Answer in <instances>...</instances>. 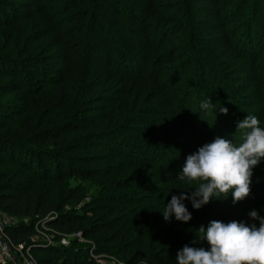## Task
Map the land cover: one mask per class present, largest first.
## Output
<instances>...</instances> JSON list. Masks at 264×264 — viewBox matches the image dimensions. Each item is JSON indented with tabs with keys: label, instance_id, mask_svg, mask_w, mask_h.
Returning <instances> with one entry per match:
<instances>
[{
	"label": "rangeland",
	"instance_id": "rangeland-1",
	"mask_svg": "<svg viewBox=\"0 0 264 264\" xmlns=\"http://www.w3.org/2000/svg\"><path fill=\"white\" fill-rule=\"evenodd\" d=\"M213 1L215 10L193 0H0V115H8L13 109L20 113L12 122L0 118V125H5L0 137L19 140L30 132H40L55 125H72L73 130L66 131L65 141L68 142L81 137L83 131L79 128L86 129L89 121L97 124L99 119L106 117L104 131L116 132L121 137L119 141H125L126 149L129 147L127 142L154 144L159 140L160 143L169 131L166 119H176L175 116L181 113L180 105L188 103H181L183 96L179 95H184L195 80L202 83L207 99L215 104L210 116L216 107H226L227 124L237 125L247 115H255L264 126V9H258L257 0ZM17 4L29 7V10L22 12L23 7L19 8ZM152 5L155 12L149 14L148 8ZM100 7L120 13L118 28L110 15H100ZM257 16L260 18L256 20ZM164 25H168L166 31L173 41L165 42L161 47L160 32ZM221 29L226 31L229 43H225L219 33ZM94 36L103 40L102 57L96 61L89 58L86 51L87 41ZM249 40H254L257 51L251 56L240 54L242 44ZM50 54H53L50 56L54 58L52 62L47 61ZM63 55L68 59V64H59L63 70L64 102L56 93L59 85L38 82L32 95H23L12 80L3 76L5 73L19 77L26 74L31 75L33 82L44 80L32 68L37 65L36 58H43L51 64L58 63ZM122 67L127 76L118 74ZM34 72L36 75L32 76ZM189 97L192 96L183 100ZM83 99L91 105L85 107L88 109L83 110ZM109 102L116 105L127 103L124 118L133 116L138 122L129 127L127 124L115 126L116 114L107 116ZM80 109L83 111L80 120H71ZM184 109L187 108H183V114L186 113ZM164 111L171 114L162 115ZM188 113L187 117H190ZM220 132L211 129L215 138L226 135ZM119 141L113 144V149L119 148ZM50 147L56 145L52 143L44 149ZM86 147L77 153L87 155L92 147ZM93 149L98 157L92 164L114 169L116 177L128 171L125 165L132 162L131 158L123 153L103 152L100 147ZM262 164L264 160L253 169V173ZM142 167L144 170L145 166ZM151 169L156 170L155 173L162 171L159 166ZM0 173L8 175L4 180L29 177L23 170L2 160ZM149 175H154L153 171ZM157 180V177L150 178L149 184L139 191H151ZM161 182L157 183L158 186ZM105 187L104 178L67 179L55 184L47 202L63 205V211L82 213L97 194L105 191ZM49 188L42 182L34 183V199H45ZM258 191L264 193V183L258 187L251 185V194ZM261 200L264 201V194ZM131 207L135 204L127 206L126 210ZM100 214L102 212L96 213ZM0 215L6 227L20 222L11 216ZM22 223H28V220H22ZM36 226L32 245L24 246V249L29 248L37 264L53 258L48 247H69L78 240L76 232L56 237L46 225L37 223ZM101 264L123 263L115 257H108Z\"/></svg>",
	"mask_w": 264,
	"mask_h": 264
},
{
	"label": "trees",
	"instance_id": "trees-1",
	"mask_svg": "<svg viewBox=\"0 0 264 264\" xmlns=\"http://www.w3.org/2000/svg\"><path fill=\"white\" fill-rule=\"evenodd\" d=\"M193 1L194 3L207 4L213 10L216 9L213 0ZM257 4L258 9H264V0H257ZM17 5L19 8L23 7L21 8L22 12L29 10V7ZM100 8V15H110L115 28H118L120 13H116L114 9L108 12L104 7ZM154 12L155 9L152 5L148 8V13ZM211 16L217 18L216 15L212 14ZM259 18L257 16L256 20ZM160 22L159 26L162 24V20ZM1 24L3 23L1 22ZM167 26L164 25L160 32L161 47L165 42L173 41L166 31ZM219 33H222L225 43H229L226 31L221 29ZM87 44V56L95 59L94 61L99 60L102 57L103 40L94 36L89 38ZM241 47L240 54L251 56L257 51V47H254V40H249ZM52 55H49L47 61L52 62L54 59L50 57ZM59 58L58 63L51 64L46 63L43 58H36L37 65L32 68L44 80L33 82L31 75L26 74L19 77L14 73H5L3 76L12 80L18 86V90L23 92V95H32L33 87L36 84L39 85L38 82L50 83L52 86L59 85V90L56 93L59 95L60 101L64 102L63 75H61L63 70L59 68V64H68V59L65 55ZM124 70L122 67L118 74L127 76L124 74V72L126 73ZM35 72L32 76L36 75ZM187 88L189 90L187 89L184 91V95L180 94L179 96H183V99L188 96L192 97L186 101L182 99L181 103H188L180 105L181 113L175 116L176 119L171 117L166 119V127H169V131L163 135L160 143L155 137L157 140L155 145L127 142L129 147L126 149L125 141H119L121 137L116 132L104 131V128L107 127L106 117L99 119L97 124H92L89 121L86 129L79 128L83 131L81 137L68 142L65 141L68 134L66 131H72V125L69 127L55 125L40 132H30L19 140L0 137V160L12 167H18L29 176L24 180H4L8 175L0 173V213L20 221L17 225L5 228L6 234L13 243L31 246V238L35 234L36 224L43 222L47 228L52 229L56 237L76 232L81 234L85 241V244H82L76 240L74 241L75 245L69 247H48L47 250L52 252L53 258L44 261L43 264H101V261L108 257H115L123 264H177L176 254L185 245L196 248L204 247L205 249L209 247L207 241L198 239V236L201 235L198 229L201 226L207 228L213 220L225 223L236 220L249 225L255 223L259 226V221L252 220L249 215L251 211L255 210L260 217H264V201L261 200L264 193L259 191L241 201V205L233 203L230 193L227 198L212 199L199 210L193 208L190 200H185L183 203L192 214V219L189 222L177 221L174 215L167 221L164 219L161 212L165 211V206L173 195L180 196L182 191L186 195H191L195 191L193 188L197 186L195 182L190 183L178 176L187 156L215 139L211 129L216 132L221 131L220 134L226 133L222 137L231 139L234 143L238 144L241 140V133L236 132L237 125L232 122L227 124L228 114L220 113V106L216 107L211 116L210 110L201 108L202 102L208 100L206 89L201 82L195 80ZM87 103L88 101L83 99V110L91 106ZM114 103H108L110 111L107 116L116 114L115 126L118 124L126 126L125 124H127L129 127L138 122L133 116L128 115L124 118L126 108L128 110V107L124 105L127 103L119 105ZM24 104H26V99H24ZM184 107L187 108L184 109L185 114L182 113ZM17 111V109H13L8 115H0V118H5L9 122L15 121L20 115ZM81 111L82 109L76 111V116L71 120H80ZM187 112L190 117H187ZM170 114L166 111L162 113V115ZM108 124L112 126L111 121H108ZM4 128L5 125H0V131ZM192 131L195 132L191 133ZM21 141L23 142L21 143ZM118 141L119 148L113 149V144ZM52 143L56 147L44 149ZM84 145L92 148L88 149L87 155L83 156L77 152L87 149ZM97 147H100L103 152L106 150L107 152L123 153L124 156L131 158L132 162L125 165L128 171L116 177L114 169H109L106 165L97 167L92 164L98 157L93 149ZM262 165L256 169L252 176V182H256L252 184H256V187L264 183V164ZM142 166H145L144 170ZM153 166L161 167L162 171L155 173L156 170L151 169ZM152 171L154 175H149ZM152 177H157L158 180L154 183L151 191H139L141 187L149 184V179ZM72 178L91 180L98 178L103 180L104 178V183L107 184L105 191L97 194L82 213L63 211V205L58 206L47 202L55 184ZM159 181L163 182L158 186ZM37 182H42L43 185L50 187L42 201H37L33 197L34 183ZM98 204L100 207L97 206ZM134 204L135 207H131L129 211L126 210L127 206L130 207ZM88 212L93 214L90 215ZM97 212H102V214L96 215ZM22 220H28V223H22Z\"/></svg>",
	"mask_w": 264,
	"mask_h": 264
},
{
	"label": "clouds",
	"instance_id": "clouds-1",
	"mask_svg": "<svg viewBox=\"0 0 264 264\" xmlns=\"http://www.w3.org/2000/svg\"><path fill=\"white\" fill-rule=\"evenodd\" d=\"M214 105L209 99L202 102L201 108L211 110ZM219 111L228 114L226 107H220ZM236 132L242 134L238 144L218 136L187 156L178 178L197 186L191 195L182 191L180 196H172L161 212L166 221L173 215L184 223L192 219L185 200L199 210L212 199L227 198L229 193L234 204L251 195L253 169L264 160V126L257 116L247 115L237 123ZM249 215L259 221V226L236 220L227 223L213 220L207 228L201 226L198 239L207 241L209 247L185 245L176 254L177 264H264V217L255 210Z\"/></svg>",
	"mask_w": 264,
	"mask_h": 264
},
{
	"label": "built area",
	"instance_id": "built-area-1",
	"mask_svg": "<svg viewBox=\"0 0 264 264\" xmlns=\"http://www.w3.org/2000/svg\"><path fill=\"white\" fill-rule=\"evenodd\" d=\"M40 225L44 226L45 224L41 222ZM5 228L6 225L0 215V263L9 262L13 264H37L31 256L29 248L24 249L23 245L14 244L6 234ZM36 228H38V226L35 227V230ZM77 238L79 241L85 242L81 234H77ZM61 243L65 245L63 241H61ZM51 245L52 244L49 243V246Z\"/></svg>",
	"mask_w": 264,
	"mask_h": 264
}]
</instances>
